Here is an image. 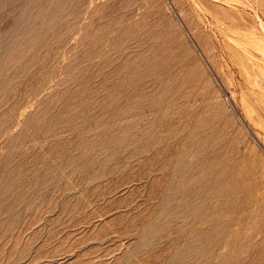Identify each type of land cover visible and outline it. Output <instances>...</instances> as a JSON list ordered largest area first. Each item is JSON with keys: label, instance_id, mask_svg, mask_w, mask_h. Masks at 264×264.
Here are the masks:
<instances>
[{"label": "rangeland", "instance_id": "374dc122", "mask_svg": "<svg viewBox=\"0 0 264 264\" xmlns=\"http://www.w3.org/2000/svg\"><path fill=\"white\" fill-rule=\"evenodd\" d=\"M41 1L0 0V49L31 36H24L29 20L18 19L23 8L34 15L51 11L57 0ZM72 2L57 13L45 46L23 42L8 62L0 60V264H264V0ZM87 28L92 41L80 42ZM125 28L134 35L127 52L113 45ZM173 33L178 37L171 43L166 36ZM96 47L99 56L92 54ZM134 49L147 54L183 109L186 133L196 134L198 166L185 182L170 180L169 188L172 165L162 161L177 160L180 141L161 137L164 119L155 121L158 129L149 137L137 133L95 154V161L105 160L101 172L117 155H131L96 181L85 175L81 182L82 163L72 173L54 155L76 141L68 121L85 96L76 85L79 71L94 68L96 88ZM89 51L92 58L85 59ZM104 93L94 89L86 100L99 108ZM205 100L224 106L225 137L218 135L224 123L206 118ZM145 110L146 120L158 117ZM97 132L93 126L91 134ZM133 146L141 148L132 152ZM48 174L56 181H47Z\"/></svg>", "mask_w": 264, "mask_h": 264}, {"label": "bare ground", "instance_id": "6f19581e", "mask_svg": "<svg viewBox=\"0 0 264 264\" xmlns=\"http://www.w3.org/2000/svg\"><path fill=\"white\" fill-rule=\"evenodd\" d=\"M44 1L45 0H42L40 3H43V5H44ZM51 1L52 0H50L49 2H51ZM71 2L62 4L59 0H57L56 2L52 3L53 7H52V10L50 8L51 11H47L44 9L45 11H37L36 14H34V15L32 14L33 12L30 11L29 9H24L22 7L23 9L19 13L18 19L21 18V19L29 20L30 25L24 30L26 32V33H24L25 34L24 36H26L27 34H28V36L29 35H31V36L25 37V38H20V37H18V35H19L18 32H16L17 38L23 39V41H20V43L26 42V43H28V45L29 44L30 45L35 44V43L41 44V42H43L45 39L49 38L48 30H49V28H51V25H53L52 23L54 22V20L56 21V19L59 17V14H58V16H56L57 13L61 12V10H63L68 5H71ZM47 7H49V6L47 5ZM94 22H95V20L93 21V23ZM37 25L39 27L34 28ZM121 26H123V25H121ZM94 27H95V25H94ZM54 28H55V26H54ZM82 30H84V29H82ZM89 30H90L89 28L86 29V35L82 38V41H80L78 39L80 42L86 43L88 41H92L91 37L89 35ZM21 33H23V32H21ZM99 36H104V35L101 32V34ZM80 37L81 36H79V38ZM177 37L178 36L175 35V33L168 34L166 36L167 40L171 43H173ZM15 39L16 38L12 39L11 42L9 41L10 42L9 44H7L8 43L7 42L6 43L7 46L4 43L6 47H4L3 49H0V60H2V58L5 60L4 62L9 60V58L7 56L13 55L11 52L13 50L17 51L14 48L16 46L22 45L20 43L18 44ZM56 40H57V37H56ZM113 40H115L113 42V45L115 47L119 48L121 51L127 52L131 47L130 43L134 42V35L131 33L129 28H125L123 30H117V35H116L115 39L113 38ZM94 42H95V40H94ZM46 43H48V42L46 41L44 44H46ZM104 43H105V41H104ZM4 44H3V46H4ZM41 45L45 46V45H43V43ZM101 47L103 48V46H101ZM33 48H32V50H33ZM40 48H41V46H40ZM174 49L176 52L177 48L175 47ZM180 49H182V48H180ZM23 50H24V48H23ZM87 50H89V49H87ZM133 51L135 52V54H132V56H130V57L127 56V57L123 58L124 60L117 67V69L114 70V73L110 72V73L104 74L103 82H100L101 83L100 86L95 88L91 84L92 78H94L95 76L99 77L97 71H95L94 68H91V67H86V68L84 67V69H82V71H79V74H80V78L78 80L79 84L75 80L76 85H77V89H79V93L83 94V96L84 95L86 96V98L84 96V98L79 103V105H80L79 113H76V114L70 113V117H69V121H68L69 122L68 130H69V132H71V134H73L76 137V141L75 142L72 141L73 143H71L69 145V147L64 151L54 150V152H55L54 155H56V157H58V158L63 157L64 160H66V165H68V167L71 168L70 170L72 173L77 172L78 165L76 162L80 161L82 163V165H80V166H82V168H84L82 175L80 174L78 176V178L81 179V182L84 181L85 175L88 176V180H90V181H96V180L101 179L102 177L105 178L106 175L107 176L109 175L110 171L113 168H119V166L122 163H124L123 162L124 157L130 158L129 156H131V155L124 156L122 154L117 155V158H115L111 161V165L109 166V168H107L105 171L101 172L98 169H99L100 165L105 160L95 161V159H93V156L95 154L98 155L99 153H102L105 150H108V149L111 150V149H113L114 146H117L118 144L125 142L127 139L133 140V138H136L138 136L137 133H143V135L145 134V137H149L150 135H152V133H154V131H157V129H158L157 122H155V121H158V123H159L160 120L163 121V119H164V121L162 122L163 123L162 125L164 126V130H163L164 134L161 135V137L163 139H165L166 135L173 134L180 141L179 142L180 143L179 156H178L177 160H175L173 162V164L171 163V161L168 158H164L163 161L161 160L162 163H164V164L172 165L171 173L169 175H167V177H168L167 183L168 182L170 183V180H173L174 183H177L178 181L179 182L180 181L185 182L189 177V171H192L193 169H195L198 166L199 159L197 157V150H196V134H195V132L194 133L193 132L186 133V128L188 125L185 124L182 120L183 109L175 107L174 98L172 96V93L170 92L171 90L166 86L165 80L161 77V75H159V73L157 74L156 71H154L153 69L150 68L149 63L147 61V54H145L142 51L135 50V49ZM13 53H14V51H13ZM90 53H91L90 51H89V53L86 52L85 59L86 58L87 59L92 58V55ZM100 53H101V48L96 47V49L93 51L92 54L94 56L95 54L98 55ZM179 53H181V52H179ZM20 56L23 57V55H20ZM181 56H182V54H181ZM181 56H178V57L181 58ZM13 57H15V56H13ZM11 59H12V57H11ZM15 59H17V57ZM20 59L18 58V60H20ZM13 60H11V61H13ZM78 60L80 61V59H78ZM182 60L184 61V58ZM182 60H180L181 63H182ZM86 61L87 60H85L84 62H86ZM76 64H77V62H76ZM93 64L94 63L92 62L91 66H93ZM73 65H75V64H73ZM179 65L181 66V64L178 63V66ZM189 67L191 68V65ZM67 70H69V69H67ZM73 70H74L73 68L70 70V72H69L70 76H73L72 75V73L74 74ZM22 71L24 73V70H22ZM51 73H52V71H51ZM187 75H189V74H187ZM179 80H181V79L179 78ZM195 81H197V80L195 79ZM195 81H194V85H195V87H198L199 84H197ZM44 83L46 85V82H44ZM12 85H13V83H12ZM38 85H39V83H38ZM207 86H209V85H207ZM5 87H6V85H5ZM98 88L101 89L102 91H106L107 93L106 94L104 93L105 95L103 96L102 103L98 106L99 108H95L96 107L95 104L90 102V101H87L86 99L91 98V97L93 98L94 89L97 90ZM123 91L127 92V94H128V95H124L125 96L124 100H123V96H121V94L124 93ZM32 92H33V90H32ZM60 94H62L61 91H60ZM73 95H76V93H74V91H73ZM212 97H214V96H212ZM10 98H12V97H10ZM45 100H43V103ZM216 100H218V99H216ZM205 101H206L205 103L207 106V112L209 114L208 117H206V118L210 122H214L215 124H218L220 122L224 123V126H221V130H219L218 135L225 137L227 135V132H229L227 130L229 128L230 122L226 119V110H225L224 106L222 104L218 103L217 101H215L214 103H211L208 100H205ZM14 102H15V100H14ZM16 102H17V100H16ZM66 103H67V101H66ZM61 107H62V104H61ZM139 107L141 108V110L137 112L136 109ZM155 107H157V108L154 109ZM43 108H44V106H43ZM68 108H69V106H68ZM72 108H73V106H72ZM100 108L102 110L104 109L102 111L103 113L101 111H96L97 109H100ZM149 108L153 109V110H149V114H151L153 116H154V114H158V117L156 119L153 117L150 120H146L145 113H148V111L145 109H149ZM51 109H50V111H51ZM66 111H68V110L66 109ZM33 117H35V116H33ZM50 118H52V117H50ZM53 118H54V116H53ZM58 120L59 119H57V121ZM44 123H45V121H44ZM47 123H48V121H47ZM54 123H55V121H54ZM35 124H37V123H35ZM141 124H143V125H141ZM32 126H34V125H32ZM93 126H95L97 131H98L95 135L91 134V128ZM101 127H105V128L101 129ZM19 132H21V131H19ZM51 133L52 132H49V134H51ZM18 134H20V133H18ZM113 135H114V137H112ZM115 136H116V138H115ZM14 138H16V137H14ZM22 138H23V136H22ZM133 148L134 149L132 152H135V151L138 152L141 147L133 146ZM72 149L78 150L79 154H77V157H73L71 155H68L69 151ZM142 150H145V147L144 148L142 147ZM56 161H57V159H56ZM63 166H64V164H63ZM94 166H97V167L95 168ZM90 168H93V169H90ZM31 171L33 172V174L36 173L35 169H32ZM41 171L42 170H40L39 173ZM113 179H114V177L109 176L105 179L106 180L105 183H107V184L111 183V181ZM46 180L47 181H56V178H54L52 175L48 174V178H46ZM35 181H38V178ZM4 182H5V180H4ZM7 182H9V181H7ZM169 183L167 185L168 188L170 186ZM66 185L67 184H65V186ZM6 187H8V186H6ZM97 187H98V185L96 184V186L94 187V190H96ZM11 189H12V187H11ZM13 191H14V189H13ZM99 193L100 192L97 190L96 193L94 194V196H97ZM165 200H166V198L164 196L163 201H165Z\"/></svg>", "mask_w": 264, "mask_h": 264}]
</instances>
